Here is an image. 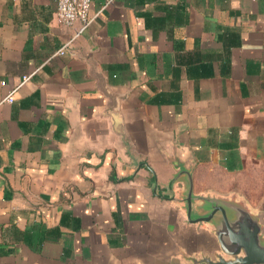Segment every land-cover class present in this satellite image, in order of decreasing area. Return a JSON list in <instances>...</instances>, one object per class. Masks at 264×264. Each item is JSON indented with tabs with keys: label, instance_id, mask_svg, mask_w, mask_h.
Here are the masks:
<instances>
[{
	"label": "crops",
	"instance_id": "0c3cea01",
	"mask_svg": "<svg viewBox=\"0 0 264 264\" xmlns=\"http://www.w3.org/2000/svg\"><path fill=\"white\" fill-rule=\"evenodd\" d=\"M105 4L55 56L58 0H0V264L215 260L190 181L264 235V0Z\"/></svg>",
	"mask_w": 264,
	"mask_h": 264
},
{
	"label": "water",
	"instance_id": "95a60500",
	"mask_svg": "<svg viewBox=\"0 0 264 264\" xmlns=\"http://www.w3.org/2000/svg\"><path fill=\"white\" fill-rule=\"evenodd\" d=\"M190 191L185 199L188 219L194 223H212L217 230L220 253L215 260L204 259L205 264H264V235L259 220L234 202L199 198ZM200 201L194 205L195 201ZM193 214H198L193 219Z\"/></svg>",
	"mask_w": 264,
	"mask_h": 264
},
{
	"label": "built area",
	"instance_id": "2783aa9c",
	"mask_svg": "<svg viewBox=\"0 0 264 264\" xmlns=\"http://www.w3.org/2000/svg\"><path fill=\"white\" fill-rule=\"evenodd\" d=\"M113 0H106L104 8L110 5ZM91 0H58L56 18L58 22L64 26H73L75 23H80L81 27L77 30L76 35L69 40L57 53L56 55H64L66 50L72 45L75 38L79 37L88 27L93 23L98 14L91 16ZM30 77H24L20 85L14 88L10 93L4 98L3 102L13 103L15 100V93L17 90L27 82ZM5 86V82L0 84Z\"/></svg>",
	"mask_w": 264,
	"mask_h": 264
}]
</instances>
